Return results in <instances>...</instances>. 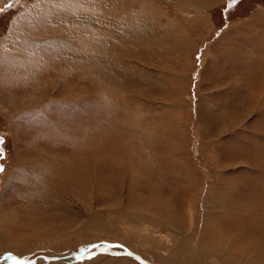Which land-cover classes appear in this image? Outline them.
Here are the masks:
<instances>
[{
    "label": "rangeland",
    "instance_id": "obj_1",
    "mask_svg": "<svg viewBox=\"0 0 264 264\" xmlns=\"http://www.w3.org/2000/svg\"><path fill=\"white\" fill-rule=\"evenodd\" d=\"M185 1L190 3L87 0L81 6L72 0H0V257L10 258L0 264H141L118 246L146 264H163L171 253L180 255L183 264H226L211 252L199 255L194 245L203 239L206 247L223 249L217 232L234 233L236 241L247 224V233L256 232V217H230L221 213V204L211 209L206 204L264 200V0ZM71 7L78 10H72L78 15L74 21L66 13ZM94 12L105 32L95 19L94 27L80 20L95 18ZM75 29L78 37L70 33ZM118 32H125L124 42L114 38ZM33 45L38 46L26 56L45 55L51 67L66 68L62 71L72 65L68 60L79 70L93 65L101 74L98 86L76 72L48 78L42 66L38 79L47 85L31 97L14 78L22 76L16 70L23 63L22 52ZM76 50L88 52L85 56ZM70 93L74 99L67 98ZM117 129L131 133L142 145L137 147L150 154L142 176L135 178L149 183L146 189H131L128 174L123 179L102 158L96 187L114 197L95 198L96 189L85 199H70L71 193L79 197L76 187L63 197L58 180L40 165H60L69 172L63 185L72 188L80 169L76 160H69L73 151L89 133L111 136ZM71 139L77 141L73 151ZM91 145L84 144L80 154L92 156ZM106 145L102 152L117 154V148ZM117 172L120 179L109 177ZM157 182L162 185L155 191L160 200H137L142 191L147 197L146 192L154 194L152 183ZM51 191H57L58 199H47ZM205 225L213 233L202 229ZM94 246L105 247L96 251ZM78 252L95 254L75 258ZM247 252L240 253L252 256Z\"/></svg>",
    "mask_w": 264,
    "mask_h": 264
},
{
    "label": "bare ground",
    "instance_id": "obj_2",
    "mask_svg": "<svg viewBox=\"0 0 264 264\" xmlns=\"http://www.w3.org/2000/svg\"><path fill=\"white\" fill-rule=\"evenodd\" d=\"M5 1V0H4ZM73 1V5H81V6H83V5H87V0L85 1V0H72ZM79 1H81V4H79V3H76V2H79ZM104 1V0H103ZM133 1H136V2H139V1H143V3L145 2V0H133ZM109 2H110V0H109ZM108 2V3H109ZM152 2V1H151ZM180 2L183 4V3H185V5H187L188 3H190V2H187V1H185V0H180ZM135 3V2H134ZM192 5H193V2L191 3ZM90 6V5H89ZM193 6H195V5H193ZM93 8V7H92ZM74 9H76V8H73V7H71V8H69L68 10H67V12L66 13H68L69 15H71L68 19L70 20V21H74V20H76L77 19V14H75L74 15V12H72V10H74ZM83 10H84V8L83 7H80V12H83ZM78 10L76 9V11L75 12H77ZM79 12V14H81ZM95 14H96V16H95V18H92V17H88V16H86V17H84V16H80L81 18H80V20L81 21H84L85 22V24H87V23H89V24H91L93 27L94 26H96L95 25V23L93 22V19H95L96 21V23H98L99 24V28H100V30H102V31H104L105 32V27H106V25H104L103 23H102V20H101V18L99 17V13H97V12H94ZM68 15V16H69ZM82 15V14H81ZM79 18V17H78ZM135 25V24H134ZM126 26H129V25H126ZM131 27V26H130ZM133 28V27H132ZM66 29V28H65ZM46 30V29H45ZM98 30V29H97ZM50 31V30H49ZM60 30H58V32H59ZM50 33V32H49ZM55 33V32H54ZM70 33H72L73 35H75L76 37H78V35H80L79 33H80V30L78 31V29L76 30H72ZM85 33V32H84ZM84 33H82V34H84ZM93 33V32H92ZM99 33V32H98ZM46 34H48V33H46ZM51 34H53V32H51ZM59 35L61 34V36H62V31H60L59 33H58ZM25 35V34H24ZM27 35V34H26ZM34 35V34H33ZM85 35H87V38L89 37V33H87V34H85ZM94 35V34H93ZM95 35H98V34H95ZM105 35V34H104ZM39 36H42V35H39ZM46 36H49V34L48 35H46ZM27 37V36H26ZM25 37V38H26ZM54 37V36H53ZM81 37V36H80ZM83 37V36H82ZM86 37V36H85ZM92 37V36H91ZM99 37H100V34H99ZM118 38L121 42H124V40H125V32H118V37H117V35L115 34V36H114V38ZM56 38V37H55ZM63 38V37H62ZM84 38V37H83ZM96 38V37H95ZM36 39V38H35ZM48 39V38H47ZM64 39V38H63ZM67 39V38H66ZM90 39H93V37L92 38H88V40L90 41ZM103 39V38H102ZM80 40L82 41L83 39L82 38H80ZM117 40V39H116ZM118 40V41H119ZM50 41V40H49ZM55 41H56V39H55ZM61 41H62V39H61ZM88 41V42H89ZM58 42V41H57ZM60 42V41H59ZM68 42V41H67ZM66 42V43H67ZM84 42H87V41H84ZM98 43L101 45H105V43H104V41H98ZM45 44V43H44ZM48 44H49V42H48ZM54 44V43H53ZM52 44V45H53ZM59 45V47H60V43L58 44ZM33 46H35V45H33ZM36 46H38V45H36ZM36 46L35 47H33V49L31 50V51H25V53L24 52H22L23 54H22V61L20 60V62H23V63H19V65H17V67H16V70L19 72V73H21L22 74V76H20L19 78H16L15 76H11V78L13 79L14 77V80L16 79V80H18V83L20 84V87L19 88H21L22 90H25V91H28V93L29 94H31V97H33V95L34 94H38L37 93V91H40L41 90V88H44V86L45 85H47V84H45V85H42V83L43 82H41V79H38V75H39V73L41 74V70H43L42 69V66H43V68H44V70L45 69H47L48 71V78H50V77H55V76H59V74H60V77L59 78H63V77H65L66 76V73L68 72V75L70 76L73 72L75 73H77V74H75V75H77L78 76V78H82V79H86V80H88L90 83H91V85L93 86V85H95L96 84V86H98V83H99V80H100V77H101V74H98L97 72L98 71H96V69L94 68V67H92L93 65H87V67H88V71L87 70H79L78 69V64H76V62L75 61H73L72 63L68 60L67 61V63H68V65H70V64H72V65H70L68 68H67V71H65L66 70V68H62V70L63 69H65L64 71H62L61 69H59V68H57L56 66L55 67H51L50 65H53V64H50V63H52V62H48L49 60V58H47V60L45 59L44 60V56L43 55H39V56H37L36 58H38V57H40V58H38L36 61H35V57L34 56H32V54H31V57L28 55V56H26V54L27 53H31V52H33L34 50H35V48H36ZM53 46H55V45H53ZM80 46V45H79ZM29 48V49H30ZM28 49V50H29ZM48 49V48H47ZM59 49V48H58ZM66 49V48H65ZM25 50V49H24ZM74 50H75V46H74ZM40 51V50H39ZM77 51V53H79V55L81 54H83V55H85L86 56V54H87V52L88 51H79V50H76ZM91 51V50H90ZM56 52V51H55ZM58 52V51H57ZM36 53H38V51H36ZM35 53V54H36ZM123 53V52H122ZM39 54H42V51H40L39 52ZM95 54V53H94ZM170 54V53H169ZM18 55V54H17ZM106 55V54H105ZM26 56V57H25ZM48 57H50V56H48ZM114 57V56H113ZM17 58V57H16ZM45 58H46V56H45ZM21 59V58H20ZM34 59V60H33ZM109 59V58H108ZM17 61V60H16ZM50 61H53L52 59L50 60ZM59 63V62H58ZM75 63V64H74ZM11 64V63H10ZM17 64V63H16ZM56 64V63H55ZM60 64V63H59ZM63 65V64H62ZM68 65H66V66H68ZM86 65V64H85ZM84 65V66H85ZM10 66V65H9ZM12 66H14L13 64H12ZM20 66H22V68L20 67ZM54 66V65H53ZM87 67H85V68H87ZM9 68H11V67H9ZM84 68V67H83ZM8 70V69H7ZM10 70V69H9ZM17 72V73H18ZM4 73V72H3ZM14 73V72H13ZM6 74V73H5ZM182 74V73H181ZM4 75V74H3ZM14 75V74H13ZM16 75V74H15ZM20 75V74H19ZM43 75V74H42ZM46 75V74H45ZM44 76V75H43ZM73 76V75H72ZM75 77V76H74ZM103 77V76H102ZM263 78H264V75L262 76ZM9 79V80H12V79ZM67 78H69V77H67ZM73 78V77H72ZM38 79V80H37ZM52 79V78H51ZM57 79V78H56ZM37 80V81H36ZM50 80V79H49ZM55 80V79H54ZM75 80V79H74ZM78 80V79H77ZM81 82H82V80L81 79H79ZM48 80H46V82H47ZM52 81V80H51ZM65 81V80H64ZM88 81H86V82H88ZM10 82V81H9ZM15 82V81H14ZM32 82V85L30 86L29 84H26V83H31ZM49 82V81H48ZM55 82V81H54ZM53 82V83H54ZM64 83V82H63ZM259 83V82H258ZM12 84V83H11ZM49 84V83H48ZM52 84V83H51ZM67 84H69V83H67ZM74 84V83H73ZM73 84H71V85H73ZM29 85V87H34V89H33V91L32 92H30V90H28L26 87ZM54 85V84H53ZM173 85V84H172ZM49 86V85H48ZM48 86H47V88H48ZM51 86V85H50ZM67 86V85H66ZM52 88L53 87H55V86H51ZM63 87V86H62ZM78 87V86H77ZM81 87H82V85H81ZM81 87H78L77 89H81ZM85 87V86H84ZM261 87V86H260ZM74 88H75V86H74ZM98 88V87H97ZM118 88V87H117ZM60 89V88H59ZM63 89V88H62ZM48 90V89H47ZM57 90V89H56ZM71 90H72V88H71ZM82 90V89H81ZM90 90V89H89ZM97 90H99V89H97ZM119 90V89H118ZM69 91V90H68ZM86 91V90H85ZM120 91V90H119ZM83 92V91H82ZM118 92V91H117ZM257 92V91H256ZM43 93V92H42ZM46 93V92H45ZM77 93V92H76ZM100 93V92H99ZM109 93H111V94H116V91L115 90H113L112 88H109ZM50 94V93H49ZM261 94V93H260ZM259 94V95H260ZM39 95V94H38ZM78 95V94H77ZM86 95V94H85ZM96 95V94H95ZM117 95V94H116ZM27 96V95H26ZM26 96H24V98H26ZM30 97V98H31ZM40 97H44V95L42 96V94H40ZM50 97V96H49ZM71 97H73L72 99H74V94H69L68 95V97L67 98H71ZM76 97V96H75ZM79 97V96H78ZM94 97V96H93ZM97 97V96H96ZM106 97V96H105ZM104 97V98H105ZM116 97V96H115ZM255 97V96H254ZM28 98V97H27ZM67 98H64V99H67ZM111 98V97H110ZM118 98V97H117ZM15 99V98H14ZM22 99V98H21ZM105 99H109V98H105ZM251 99V98H250ZM41 100V99H40ZM109 100H111V99H109ZM107 101V100H106ZM113 101V100H112ZM116 101V100H115ZM126 101V100H125ZM128 102V101H127ZM255 102V101H254ZM60 103H62V102H60ZM106 103V102H105ZM119 103H121V102H119ZM123 103V102H122ZM129 103V102H128ZM38 104V103H37ZM47 104V103H46ZM56 104H58V103H56ZM253 104V103H252ZM120 105V104H119ZM122 105V104H121ZM126 104H124V106H125ZM119 108H120V106H119ZM248 108V107H247ZM27 110V109H26ZM124 115V114H123ZM125 117V116H124ZM139 118V117H138ZM127 119V118H126ZM129 121V120H128ZM105 122V121H104ZM127 122V121H126ZM125 122V123H126ZM225 124V123H224ZM114 125V124H113ZM116 125V124H115ZM121 125V124H120ZM118 127V126H117ZM128 128H129V126H127ZM111 128V127H110ZM115 128V127H114ZM104 129V128H103ZM129 129H131V128H129ZM128 129V130H129ZM106 130H107V128H106ZM127 130V131H128ZM227 131V130H226ZM132 132V131H131ZM42 133V132H41ZM96 133V132H95ZM133 133V132H132ZM136 133V132H135ZM141 133V132H140ZM147 133V132H146ZM99 134H101V136H94V134L93 133H89L88 135H87V137L86 138H83V145L84 144H87V143H92L93 145H91L90 146V149L89 150H93L94 151V154L91 156L90 154H80V150L82 149V146L83 145H78V146H81V148L79 149V148H77V150L75 151L74 150V147L73 146H76V143H77V141H75V140H68V141H70L71 142V146L70 147H72L71 148V150L73 151V152H76L75 153V156H73V158H70L69 160L70 161H75L76 160V163H77V165L80 167V169H78L79 171H78V175H75L76 176V179H72L71 180V187L72 188H69L68 189V187L66 186V183H64L65 185H63V182H69V181H67L68 179H66L68 176H69V172L68 173H66V172H63L62 170V168H61V166L60 165H56V167L52 164V165H50V162L49 163H45V164H43V165H40L41 167H44L45 166V168L47 167V169L49 168V171H51V173L53 174L52 175V177H54V178H56L57 180H58V182H59V184L57 185V186H60L63 190H62V194H64V196L63 197H65L67 194H69V193H71L73 190H74V192H75V187L77 188V192H78V195H79V197H76L75 196V194H73V193H71L72 194V197L70 198V199H85L86 198V196L88 195V194H90V193H93V194H95L94 193V191L96 190V189H98V190H96V192H97V194H95V198H104V196H106V198L108 197V196H111V198H112V196L113 195H111L110 193L108 194L107 192V188H106V191L107 192H105L104 190H102L101 188H97L96 187V185H97V182H96V180H98V178H95V177H100V175H98L99 174V172H100V170H101V165L103 164V162L101 161V159L103 158V160L104 159H106L109 163H107V165H108V167H110L111 166V164H112V166H114L115 168H117V169H115L114 168V170H117L118 172H120L121 173V177L123 178V176H125L126 177V174H128V176H129V182H130V184H129V186L131 185V189H132V186H134V185H137V186H139L140 188H142L143 189V191L146 189V187L148 186V184L149 183H142L141 184V181L139 182V181H136L135 180V178L137 177V176H142V174H141V172H143V169H144V167L146 166V162H147V160L149 159V156H150V154H148V155H146V153H144L143 152V150H141L140 148H138L137 147V145H139V140L138 141H136L135 140V138H134V136H132L131 135V133L130 134H126V133H124V132H120L118 129H117V131L113 134H111V136H108V135H106V133H99ZM137 134V133H136ZM40 135V134H39ZM125 135H128L127 136V138H125ZM148 135V134H147ZM120 136H123V138L122 137H120ZM146 136V135H145ZM148 136H150V135H148ZM41 137V136H40ZM75 137V136H74ZM41 139V138H40ZM66 139H68V137H66ZM81 140V139H80ZM141 140L143 141V139L141 138ZM107 142H109V145H110V147L111 148H113V147H115V148H117V154L116 155H110V153H108V154H106L105 152H102V149L101 148H103L102 147V144H105L106 145V143ZM79 144H81L80 142H79ZM137 144V145H136ZM106 146H108V145H106ZM134 146H136V148H133ZM139 146H142V145H139ZM144 147H145V145H144ZM76 148V147H75ZM120 148L122 149V152H121V150H120ZM147 148V147H146ZM143 149V148H142ZM88 150V151H89ZM116 150V149H115ZM114 150V151H115ZM149 150V149H148ZM148 150H146L147 152H148ZM38 151V150H37ZM112 151V150H111ZM150 151V150H149ZM40 153H41V151H40ZM97 153L99 154V158H98V156H97ZM39 154V153H38ZM71 154V153H70ZM67 155V154H66ZM55 157V156H54ZM53 157V158H54ZM59 157H62V159H64V161H67V162H69L70 164H71V162L69 161V160H67V159H65L66 157L65 156H63V155H60ZM58 157V158H59ZM57 160V159H56ZM59 161H61V160H59ZM52 162V161H51ZM63 162V161H62ZM64 163V162H63ZM68 163V164H69ZM73 163V162H72ZM56 164V163H55ZM75 164V163H74ZM66 167H68V165H66V164H64ZM65 166H64V168H65ZM73 168H74V166H72ZM85 168H87V169H85ZM67 169V168H66ZM66 169H65V171H66ZM44 170V169H43ZM71 170V169H70ZM69 170V171H70ZM90 170V171H89ZM103 170V169H102ZM113 170V169H112ZM111 170V171H112ZM104 171V170H103ZM110 172V171H109ZM113 172H115V171H113ZM117 172V173H118ZM103 173V172H102ZM116 173V172H115ZM37 176V175H36ZM90 176H93V177H90ZM38 177V176H37ZM109 177H115V178H118V179H120L121 177L119 176V173L118 174H112L111 176H109ZM151 177V176H150ZM160 177H161V175H160ZM164 177H166V173L164 174ZM53 178V179H54ZM158 178V177H157ZM124 179V178H123ZM176 178L174 177V179L173 180H175ZM60 180V181H59ZM103 180V179H102ZM105 180V179H104ZM150 180H151V178H150ZM150 180H148V182L150 181ZM160 180V179H159ZM109 181H111V180H109ZM125 181H126V179H125ZM128 182V183H129ZM115 184V183H114ZM73 185V186H72ZM99 185H101L100 183H99ZM105 185V184H104ZM152 188L154 187V189H152V190H154V194H152V192L150 191V192H146L147 194L148 193H150V196H145V193H143V191L142 192H140L141 194H143V195H141V194H139L138 196H137V200H140L141 202H144V203H146V200H152V198H154V200H160V197H158L157 195H155V191H159V187H161L162 185H161V183H159L158 184V182H157V185H155V184H153L152 183ZM106 186V185H105ZM56 187V186H55ZM58 188V187H57ZM109 188V187H108ZM157 188V189H156ZM58 189H60V188H58ZM111 189V188H110ZM156 189V190H155ZM170 189L172 190V189H177V187H170ZM100 190H101V193L99 194V192H100ZM113 190H114V188H113ZM117 190V189H116ZM258 190H260V189H258ZM53 192V193H52ZM52 193V194H51ZM54 193H57V191H51L50 192V196H49V198H47L48 200H52V199H58V198H56L55 196H54ZM170 194H171V192H169ZM58 194V193H57ZM131 194H132V191H131ZM77 195V196H78ZM135 195V194H134ZM94 196V195H93ZM83 197H85V198H83ZM114 197V196H113ZM135 197H132V198H130V200H133ZM92 199V198H91ZM116 199V198H115ZM114 199V200H115ZM160 202H162V201H160ZM199 202V201H198ZM215 203H219V204H221V206H220V209H221V213H223V214H227L228 216H232V215H235V218L237 217V216H250L251 218H252V216L253 217H256L257 219H258V222H257V224H256V227H257V229L255 230L256 232H253V233H247V232H249V230H250V226H249V224H247V227H245L244 229H243V231L242 232H238V231H235L234 230V232L235 233H241L240 235H239V237H238V241H236L234 238H232V235L234 234V233H232V234H230V233H224V234H220V232H217V236H216V238L215 239H218L219 240V243L220 244H223V249L222 248H216V247H206L205 246V242H203L204 240L203 239H201L200 241H198V242H196V244L194 245V247L197 249V252H198V254L200 255V253H202V254H205V252L206 251H208V252H211L212 254H215V255H219V257H221V259H222V261L224 262V263H234V264H264V200H250L249 202H248V200H247V203H244V204H240V205H236L235 203H234V200H226V199H224V200H212L211 202H208V204H206V206H208V207H210V209H211V207L212 208H216V206H215ZM195 205V204H194ZM203 205V204H202ZM193 206V204L191 205V207ZM205 206V204L202 206V208H203V216H204V214L206 213V211H207V209L205 208L206 207ZM163 208V207H162ZM161 209V208H160ZM196 210V209H195ZM209 210V209H208ZM208 217H209V215H208ZM234 218V219H235ZM206 226V225H205ZM203 226L202 227V229H206V231L208 232V233H213V232H211L212 230L210 229V228H208V227H210V226ZM216 233H214V235H215ZM220 234V235H219ZM24 236V235H23ZM192 237V239H193V236H191ZM248 237L251 239V241L249 242V240H248ZM185 242H187V241H185L184 240V242L182 243V244H184ZM214 243H215V241H213ZM193 243V242H192ZM226 243H230L231 244V246L234 248H229L227 245H226ZM191 244V243H190ZM42 245V244H41ZM109 246V245H108ZM119 248H121V249H123V251H126L128 254H130V255H132L133 256V258H135L136 260H138L141 264H146L145 262H143L138 256H136L134 253H132V252H130L127 248L125 249L124 248V246H118ZM187 247V246H186ZM185 247V248H186ZM190 247V246H189ZM185 250V249H184ZM190 250V249H189ZM242 250H245V251H248L249 253L251 252V253H253L252 254V256H251V254L249 255V254H245L244 255V257H242V255H241V251ZM187 251H188V248H187ZM247 252V253H248ZM226 253H232V254H230V256H228V257H226ZM91 254L93 255V254H95V252H91ZM90 254V255H91ZM176 254H180L179 253V250H176ZM170 255V254H169ZM247 256L249 257V258H247ZM7 258H9L8 256H7ZM7 258H5V256H3V257H0V261L2 260H4V261H6V259ZM15 259L17 258V257H14ZM82 258H84V257H82ZM86 258V257H85ZM10 259V258H9ZM17 260V259H16ZM112 260V259H111ZM218 260V259H217ZM2 261H1V263H2ZM18 261V260H17ZM42 261H43V259H42ZM222 262V263H223ZM183 263H185L184 262V260L183 259H181L180 258V255H174V254H172L171 253V255H170V257H169V259L167 258V260L166 261H164V263L163 264H183Z\"/></svg>",
    "mask_w": 264,
    "mask_h": 264
},
{
    "label": "water",
    "instance_id": "obj_3",
    "mask_svg": "<svg viewBox=\"0 0 264 264\" xmlns=\"http://www.w3.org/2000/svg\"><path fill=\"white\" fill-rule=\"evenodd\" d=\"M108 245H114V246H117L118 244L117 243H109V244H107L106 246H108ZM102 247H105V246H101V247H99L96 251H98L100 248H102ZM91 253H87V252H78V253H74V255H75V258H82V257H84V256H87V255H90ZM12 257H14V256H12ZM47 258V257H46Z\"/></svg>",
    "mask_w": 264,
    "mask_h": 264
},
{
    "label": "snow or ice",
    "instance_id": "obj_4",
    "mask_svg": "<svg viewBox=\"0 0 264 264\" xmlns=\"http://www.w3.org/2000/svg\"><path fill=\"white\" fill-rule=\"evenodd\" d=\"M236 2V0H231V3H235ZM2 137H0V141H2ZM2 171H4V168H3V165H0V172H2ZM94 247H100V246H94Z\"/></svg>",
    "mask_w": 264,
    "mask_h": 264
}]
</instances>
